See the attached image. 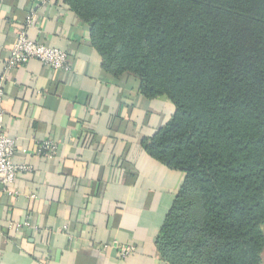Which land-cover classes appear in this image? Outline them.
<instances>
[{
  "label": "crops",
  "instance_id": "1",
  "mask_svg": "<svg viewBox=\"0 0 264 264\" xmlns=\"http://www.w3.org/2000/svg\"><path fill=\"white\" fill-rule=\"evenodd\" d=\"M28 37L67 55L70 69L4 62L27 15ZM4 132L15 140L18 196L0 200V264H167L155 239L183 174L147 156L143 138L173 114L164 97L103 71L88 26L61 1L0 0ZM40 151V152H39ZM28 222L30 228L14 225ZM135 251L119 259L116 245Z\"/></svg>",
  "mask_w": 264,
  "mask_h": 264
},
{
  "label": "trees",
  "instance_id": "2",
  "mask_svg": "<svg viewBox=\"0 0 264 264\" xmlns=\"http://www.w3.org/2000/svg\"><path fill=\"white\" fill-rule=\"evenodd\" d=\"M103 71L164 97L143 152L183 174L155 239L167 264H264V0H59Z\"/></svg>",
  "mask_w": 264,
  "mask_h": 264
},
{
  "label": "built area",
  "instance_id": "3",
  "mask_svg": "<svg viewBox=\"0 0 264 264\" xmlns=\"http://www.w3.org/2000/svg\"><path fill=\"white\" fill-rule=\"evenodd\" d=\"M39 3H49L51 0H36ZM37 18L34 12H30L20 31L17 33L15 41L10 48L8 57L4 62V72L8 73L16 68L26 64L30 60H36L44 67L51 70L70 69L66 53L63 51L51 48L45 44L31 40L27 31L36 24ZM6 76L0 77V200L4 195L18 196L16 191L11 187L14 185L17 177L31 171L30 167L15 163L14 154L16 152L15 140L9 138L4 132V83ZM40 152V151H39ZM14 227L19 230L21 228H30L28 222L18 223ZM119 259L129 257L135 248L132 245H116Z\"/></svg>",
  "mask_w": 264,
  "mask_h": 264
}]
</instances>
